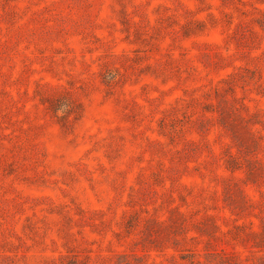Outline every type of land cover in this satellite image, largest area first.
Segmentation results:
<instances>
[{
	"label": "rangeland",
	"instance_id": "rangeland-1",
	"mask_svg": "<svg viewBox=\"0 0 264 264\" xmlns=\"http://www.w3.org/2000/svg\"><path fill=\"white\" fill-rule=\"evenodd\" d=\"M0 264H264V0H0Z\"/></svg>",
	"mask_w": 264,
	"mask_h": 264
}]
</instances>
